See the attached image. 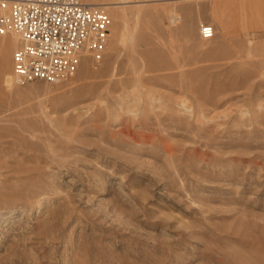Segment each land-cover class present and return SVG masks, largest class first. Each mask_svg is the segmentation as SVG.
Masks as SVG:
<instances>
[{
	"label": "rangeland",
	"instance_id": "1",
	"mask_svg": "<svg viewBox=\"0 0 264 264\" xmlns=\"http://www.w3.org/2000/svg\"><path fill=\"white\" fill-rule=\"evenodd\" d=\"M126 1L62 84L0 46V264H264V0Z\"/></svg>",
	"mask_w": 264,
	"mask_h": 264
},
{
	"label": "built area",
	"instance_id": "2",
	"mask_svg": "<svg viewBox=\"0 0 264 264\" xmlns=\"http://www.w3.org/2000/svg\"><path fill=\"white\" fill-rule=\"evenodd\" d=\"M110 24L107 11L83 0H0V36L18 40L13 66L20 83L71 80L82 57H101ZM199 33L210 39L214 29L204 24Z\"/></svg>",
	"mask_w": 264,
	"mask_h": 264
},
{
	"label": "bare ground",
	"instance_id": "3",
	"mask_svg": "<svg viewBox=\"0 0 264 264\" xmlns=\"http://www.w3.org/2000/svg\"><path fill=\"white\" fill-rule=\"evenodd\" d=\"M84 2H86L87 4H90V5H95L97 7H100L101 9L103 10H111L112 8H115V6H117L116 4H118L117 2H87L86 0H83ZM109 1V0H108ZM113 1V0H112ZM130 1H126V0H120V4H125V3H129ZM114 18V20L119 17L120 14L116 13V12H112L111 14ZM121 19V18H119ZM175 19V18H174ZM181 18L180 17H177L175 19L174 22H177V21H180ZM111 35H113L111 33ZM6 36V35H4ZM11 36H14V35H11ZM3 37V36H2ZM14 40L13 41H9V40H3V39H0V46L4 49H9V50H12L13 47L16 46V50L18 49L19 47V43H18V40L17 38L14 36V38H12ZM16 39V40H15ZM14 76H15V79L19 82L18 78L16 77L15 75V72H14ZM12 78L13 76L12 75H8L5 79V82H6V85L7 86H11L12 85ZM20 83V82H19Z\"/></svg>",
	"mask_w": 264,
	"mask_h": 264
},
{
	"label": "crops",
	"instance_id": "4",
	"mask_svg": "<svg viewBox=\"0 0 264 264\" xmlns=\"http://www.w3.org/2000/svg\"><path fill=\"white\" fill-rule=\"evenodd\" d=\"M87 2H90V3H92V2H102L103 0H86ZM216 2V1H215ZM218 2V1H217ZM240 7H241V14L245 17V18H247V19H249V18H253L254 16L255 17H257L258 16V14L257 13H254L253 11H252V8H251V3H249L248 1H245V0H243V1H241V3H240ZM257 14V15H256ZM263 17H264V14L262 15ZM244 18V19H245ZM258 18V17H257ZM246 23H248V22H246ZM256 23V22H255ZM262 25V24H261ZM263 25H264V23H263ZM242 29H246V28H242Z\"/></svg>",
	"mask_w": 264,
	"mask_h": 264
}]
</instances>
